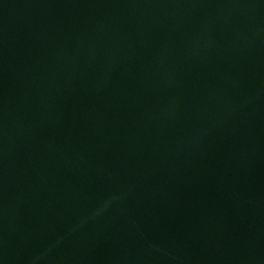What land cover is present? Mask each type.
Instances as JSON below:
<instances>
[{
  "label": "water",
  "instance_id": "95a60500",
  "mask_svg": "<svg viewBox=\"0 0 264 264\" xmlns=\"http://www.w3.org/2000/svg\"><path fill=\"white\" fill-rule=\"evenodd\" d=\"M0 264H264V0H0Z\"/></svg>",
  "mask_w": 264,
  "mask_h": 264
}]
</instances>
